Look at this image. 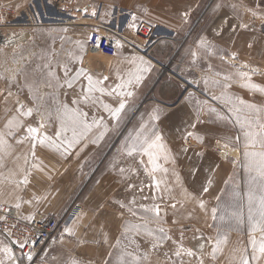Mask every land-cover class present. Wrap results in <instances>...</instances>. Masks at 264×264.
I'll list each match as a JSON object with an SVG mask.
<instances>
[{
    "label": "rangeland",
    "instance_id": "1",
    "mask_svg": "<svg viewBox=\"0 0 264 264\" xmlns=\"http://www.w3.org/2000/svg\"><path fill=\"white\" fill-rule=\"evenodd\" d=\"M44 1L4 2L10 15L5 27L0 28V34L6 32L1 38L6 43L0 47V132L5 133L11 145L0 154L4 157L0 165V217L5 218L7 210H13L24 217L53 214L59 221L53 241L32 260L15 250L22 256L24 264H34L46 247L57 245L56 239L80 214H91L95 209L107 206L124 215V226L114 251L119 261L115 262L139 264L141 259L133 262V257L136 248L137 253H141V230L148 228L149 232L155 233V227L150 230L152 225L134 226L140 225L138 219H155L154 213L145 209L159 204L163 215L174 205L172 211L176 219L173 222L180 223L177 232L181 237L174 243L183 264H195L197 261L199 264H240L244 250L247 249L248 254L252 251L250 238L260 237L258 230H251L248 220L250 207L258 219L259 197H253L251 205L249 198L184 202L185 196L178 193L177 203H169L163 193H159L160 196L156 192L136 193L137 182L140 184L141 180L146 191L149 189L146 171L153 164L142 150L147 146L134 145V139L141 142L152 137L155 141L149 123H144L150 114H128L147 85L140 80V73H144L146 66L127 44L141 41L143 46L147 41L136 34L141 26L142 9L134 7L129 13L123 10H116V13L114 8L110 10L108 7L99 13L89 6L76 8V0H49L47 4ZM132 24L135 27H130ZM164 66H160V73H169V66L166 69ZM49 72L55 73L62 87L57 86V80L49 76ZM77 74L72 87H68L66 80ZM88 75L94 81H102L91 94L97 101L95 104L80 99L84 95L83 89L88 86ZM117 85L123 87L112 91ZM99 88L104 91L100 92ZM120 92L125 94L120 95ZM128 92L132 95H127ZM74 100L79 103L74 104ZM17 101L25 109L33 108V114L20 117L23 127L14 130V137H9L5 125L12 116H18ZM121 101L125 102V107L119 116H113L104 107L107 104L115 109ZM65 104L69 109L86 113L82 119L91 125L87 130L83 125L76 127L77 134H82L79 143H74L66 153L63 148L58 150L38 143L33 149L27 140L16 143L26 135L27 126L36 127L41 123L44 124L42 131L55 139L61 120L67 124L63 114ZM140 116H144L141 121ZM61 139H72L70 126ZM156 149L161 155V148ZM158 163L162 164L161 161ZM137 173L143 178L138 176L136 179ZM25 178L27 183H24ZM242 206L243 219L240 218ZM234 214L239 216V220ZM211 229H217L218 233L211 235ZM241 230L243 234L235 235ZM217 241H220L218 247ZM189 250L194 254L189 256ZM250 264L256 262L250 260Z\"/></svg>",
    "mask_w": 264,
    "mask_h": 264
},
{
    "label": "crops",
    "instance_id": "2",
    "mask_svg": "<svg viewBox=\"0 0 264 264\" xmlns=\"http://www.w3.org/2000/svg\"><path fill=\"white\" fill-rule=\"evenodd\" d=\"M84 6L99 13L109 8L129 13L139 7V24L151 29L143 46L141 41L127 42L146 66L140 80L147 82L128 114H150L144 123L161 137L158 142L162 145L161 155L153 149L158 167L146 171L149 189L146 191L141 180L136 193H163L169 203H177L180 193L184 202L249 198L250 192L260 197L258 181L252 179L256 173L249 171L250 158L244 153L262 149L259 143L255 148L248 145L244 133L264 131L260 127L264 111H249L239 102L264 109V92L245 86L264 88V0H76V8ZM4 35L5 31L0 34V47L6 43L1 40ZM161 65L169 66V73H160ZM242 72L247 76L242 77ZM246 117L253 118L252 123L245 122ZM134 140L139 146L154 141L152 137ZM217 148L223 150L221 154ZM138 176L143 178L135 174L136 179ZM157 206L162 209L161 204ZM107 207L80 214L56 239L57 245L46 247L34 264H119L114 251L124 215ZM172 210H166V215L160 212L159 219H138L140 225H152L150 230L155 227L152 235L148 228L141 230V253L138 248L134 251L141 258L139 264H183L182 257L175 255L174 240L181 237ZM244 217L242 206L240 218ZM217 233L211 229V235ZM241 234L243 230L235 233ZM162 235L167 239H160ZM5 246L12 248L0 232V248ZM12 250L14 260L4 252H0V260L24 264L20 253Z\"/></svg>",
    "mask_w": 264,
    "mask_h": 264
},
{
    "label": "snow or ice",
    "instance_id": "3",
    "mask_svg": "<svg viewBox=\"0 0 264 264\" xmlns=\"http://www.w3.org/2000/svg\"><path fill=\"white\" fill-rule=\"evenodd\" d=\"M95 14V13H93ZM130 27H135V24L130 25ZM89 39H98V37H89ZM119 43V42H118ZM67 67L65 66V73L67 74ZM49 76H51L53 79L57 80V86L62 87L63 85L59 84V80L56 77L54 72H49ZM77 76H73L71 79L66 80L67 86L72 87V81L78 78ZM242 77H246L247 73H240ZM88 81V86L86 89H83L84 95L80 98L82 99L85 103L91 102L95 104L97 101L94 100L91 96L93 92L97 90V85L102 84L101 80H93V77L91 75H88L87 77ZM104 80H107V77L103 78ZM139 81V77H137V82ZM131 83V81H129ZM246 87H251L254 89H258L259 91L264 92V88H260L258 85L254 84H246ZM123 87V85H117L116 89H113L112 91H116L117 89ZM100 92H103V88H99ZM109 95L112 94V92L108 93ZM120 95H124L125 93L120 92ZM11 95V93H9ZM127 95H132L131 92H128ZM215 99H219V97H214ZM229 102H231V98H227ZM74 104L79 103L78 100L73 101ZM240 105L243 106V108L248 109L249 111H253L256 113H259L261 111H264V109L257 108L255 105L248 104L245 101L241 100ZM105 109L109 110L112 112L113 116H119L121 111L125 107V102L121 101L119 106L116 107L115 109H111L109 105L105 104L104 105ZM38 110V109H37ZM59 111V109H58ZM17 112L18 116H12L6 123L5 127L8 129L7 136L9 137H14L15 136V131L23 127V120L20 119V117H30L33 114V108H27L25 109V106L17 101ZM63 114L67 118V124H65L64 119L61 120V127L60 130L57 131L56 133V138L53 139L52 137L48 136L46 132H43L42 129L44 128V124L41 123L39 126H27L25 129L26 135L23 136L20 140H17L16 143L20 144L23 143L25 140L29 141L32 145V148L35 149L36 144L40 145H47V146H52L55 147L56 149H61L63 148V151L66 153L68 149H70L74 143H79L81 135H78L76 132V127L79 125H83L84 129L87 130L91 127V125L84 123L82 117L86 116V113H82L77 109H69V107L65 104L63 105ZM239 119V118H238ZM252 119L250 117L245 118V122L247 123H252ZM255 121L259 123V117H255ZM72 128V139H61L62 135L68 131V127ZM261 128H264V124L260 125ZM245 137L247 138L248 145L252 146L255 148L256 144H260L261 149L260 151H246L244 155L246 157L250 158V163L248 165V169L250 172H255L256 175L252 177L254 181H258V186L262 192V195L259 197V208H258V219L255 218L252 214V209L251 207L249 208V216L248 220L251 224V230L253 232H256L257 230L260 232V237L259 239L255 237L250 238V243L252 245V251L250 254L247 253V249L244 250V255H242L240 264H250L251 261H255L256 264H260L261 261H264V131L262 132H254V131H247L244 133ZM259 137V139H257ZM161 137L159 135L155 136V141L152 143H148L145 141L147 144V147H142V150L147 153V155L150 158V161L153 164V168L155 169L158 167V164L156 163V158H157V153H154L153 149L160 147L162 148V145H157L156 142L160 141ZM95 142V141H94ZM11 148V145L8 143L7 139L5 138V133L0 132V154L5 153L7 149ZM35 155V152L33 151L32 153ZM167 158V157H165ZM3 155H0V165L3 164ZM164 171H167V169H163ZM24 183H27V179L25 178ZM158 186V182H157ZM207 189H205L206 191ZM253 201V194L250 192L249 193V205L252 204ZM19 207V205H17ZM174 207V205H173ZM146 212H151L154 213L155 218L159 219L160 218V208L159 206H155L153 208H147L145 209ZM237 220H239V216L237 214H234ZM4 219L3 217H0V220ZM134 227H143V225H136ZM66 231L71 232V229H66ZM160 233L164 232V229L161 228L159 229ZM148 235H152L151 232H148ZM160 239H167L165 235H162ZM13 244H18L20 249H23L26 244L27 240L25 239L24 241H12ZM220 241H217V247L219 246ZM157 245H153V247H156ZM202 247V245H201ZM0 252H4L7 254V258L9 260H14L15 257L13 255V250L12 248L5 246L3 248H0ZM189 256L193 255L194 253L192 251H188L187 253ZM129 256H132V253H128ZM177 257L181 255L180 251H177L175 253ZM250 256V259H249ZM26 257L28 260H32V253L29 252L26 254ZM139 256H134L133 257V262H138L140 261ZM0 264H4L3 260H0ZM73 264H76L75 261H73Z\"/></svg>",
    "mask_w": 264,
    "mask_h": 264
},
{
    "label": "built area",
    "instance_id": "4",
    "mask_svg": "<svg viewBox=\"0 0 264 264\" xmlns=\"http://www.w3.org/2000/svg\"><path fill=\"white\" fill-rule=\"evenodd\" d=\"M10 11L7 4L0 2V28L5 27ZM151 29L148 25H141L137 30V35L145 39L150 34ZM218 154L222 153V149H216ZM3 212V211H2ZM58 219L55 215L47 216L24 217L15 213L13 210H7L6 217L0 222V232L10 242L14 250H18L26 256L27 253H32V259L54 239L58 230ZM27 244L23 249H20L18 244H13L12 241H24Z\"/></svg>",
    "mask_w": 264,
    "mask_h": 264
},
{
    "label": "bare ground",
    "instance_id": "5",
    "mask_svg": "<svg viewBox=\"0 0 264 264\" xmlns=\"http://www.w3.org/2000/svg\"><path fill=\"white\" fill-rule=\"evenodd\" d=\"M25 40V39H24ZM6 42V41H5ZM11 42H15V40H11Z\"/></svg>",
    "mask_w": 264,
    "mask_h": 264
}]
</instances>
